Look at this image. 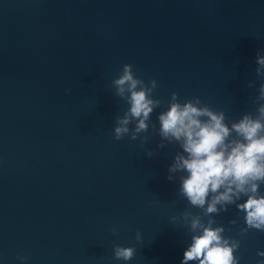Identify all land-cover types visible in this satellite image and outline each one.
<instances>
[{"label":"water","instance_id":"1","mask_svg":"<svg viewBox=\"0 0 264 264\" xmlns=\"http://www.w3.org/2000/svg\"><path fill=\"white\" fill-rule=\"evenodd\" d=\"M257 53L264 0H0V264H180L193 215L240 242L239 264L264 260V231L242 234L235 204L210 215L190 205L186 173L167 179L182 148L158 147L173 92L222 111L229 127L255 117ZM125 64L155 79L162 101L136 140L114 138L130 105L111 81ZM115 245L134 257L115 259Z\"/></svg>","mask_w":264,"mask_h":264},{"label":"clouds","instance_id":"2","mask_svg":"<svg viewBox=\"0 0 264 264\" xmlns=\"http://www.w3.org/2000/svg\"><path fill=\"white\" fill-rule=\"evenodd\" d=\"M255 62L257 75H264V55L257 53ZM111 84L115 94L130 105L122 116L116 117L114 138L120 140L129 136L136 140L141 133L148 132L151 114L162 105L160 99L152 98L157 82L152 79L146 84L136 76L131 64H125L119 77L114 78ZM257 99L264 100V83L259 87ZM168 105L167 110L158 115V133L162 138L158 147L163 148L164 141L179 143L182 152H178L169 165L167 179L173 181V174L178 171L186 173L180 177L179 192L190 205L210 215L226 211L225 205L235 204L245 213L246 227L241 229L242 234L250 229L264 231V195L259 193L260 184L264 183V104H259L255 117L245 114L239 121L231 122V127L225 123L222 111H214L207 105L200 106L199 97L180 103L178 94L173 92ZM133 123L135 126L130 128ZM152 128L155 130L154 124ZM146 139L141 138V147ZM146 155L151 157L152 150H147ZM242 195L247 199L236 203ZM190 215L186 212L183 218L187 220ZM214 223L210 219L205 224L199 216H191L190 230L196 234L191 236L180 264H189L190 261L239 264V257L234 252L240 242L225 237L223 226L213 227ZM115 231L113 229L114 234ZM136 239H141L139 231ZM135 252V247L114 246V258L117 260L130 261ZM257 255L264 257V251ZM258 264H264V260Z\"/></svg>","mask_w":264,"mask_h":264}]
</instances>
